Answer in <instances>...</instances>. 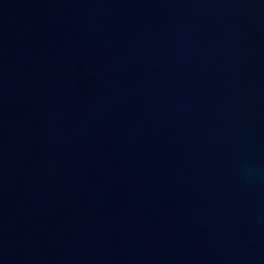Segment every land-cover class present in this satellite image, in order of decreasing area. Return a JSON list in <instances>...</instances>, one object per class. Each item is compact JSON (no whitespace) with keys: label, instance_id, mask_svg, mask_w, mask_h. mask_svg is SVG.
<instances>
[{"label":"water","instance_id":"water-1","mask_svg":"<svg viewBox=\"0 0 264 264\" xmlns=\"http://www.w3.org/2000/svg\"><path fill=\"white\" fill-rule=\"evenodd\" d=\"M0 264H264V0H0Z\"/></svg>","mask_w":264,"mask_h":264}]
</instances>
